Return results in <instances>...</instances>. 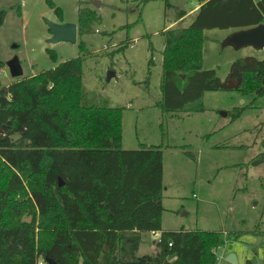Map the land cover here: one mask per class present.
Returning a JSON list of instances; mask_svg holds the SVG:
<instances>
[{
    "label": "trees",
    "instance_id": "obj_1",
    "mask_svg": "<svg viewBox=\"0 0 264 264\" xmlns=\"http://www.w3.org/2000/svg\"><path fill=\"white\" fill-rule=\"evenodd\" d=\"M164 1L180 26L163 31V112L183 111L207 91L264 95V56L233 60L223 78L202 67L204 31L264 23V0H197L188 26L186 12ZM82 60L0 86V264H215L218 232L162 229V151L121 147L122 108L87 97ZM33 205L38 219L21 220ZM132 231L161 232L154 255L121 259L122 243L137 242Z\"/></svg>",
    "mask_w": 264,
    "mask_h": 264
},
{
    "label": "rangeland",
    "instance_id": "obj_2",
    "mask_svg": "<svg viewBox=\"0 0 264 264\" xmlns=\"http://www.w3.org/2000/svg\"><path fill=\"white\" fill-rule=\"evenodd\" d=\"M140 1L0 0V86L82 57L81 85L87 97L122 108L121 147L151 145L162 151V229L218 232L215 264H231L229 253L236 255V264H264V95L207 91L183 111L163 112L157 106L163 31L179 22L164 0ZM196 1L168 0L185 11ZM47 20L75 23L76 43H49ZM191 20L187 16L183 25ZM232 31H204L202 67L221 78L233 60L264 55V49L223 46ZM14 57L22 68L16 78L7 66ZM108 71L114 73L110 80ZM183 84L178 81L180 88ZM260 154L263 161L251 164ZM34 209L23 210L20 219L36 221ZM160 236L142 233L138 256L154 253Z\"/></svg>",
    "mask_w": 264,
    "mask_h": 264
},
{
    "label": "water",
    "instance_id": "obj_3",
    "mask_svg": "<svg viewBox=\"0 0 264 264\" xmlns=\"http://www.w3.org/2000/svg\"><path fill=\"white\" fill-rule=\"evenodd\" d=\"M94 5L99 6V2L96 1ZM47 26L50 30V37L48 42L51 44H56L58 42H69L72 44L76 43L77 36V26L75 23H55L53 21L47 20ZM223 46L229 45L234 48L240 47H252L256 50L264 49V23L258 24L253 27L239 29L228 34L223 40ZM7 66L9 68V73L12 77H20L22 75V68L17 57L12 58L7 62ZM114 75L112 71H108L107 80ZM181 78H185V75H181ZM62 181L59 179V186H62ZM30 219L27 218L26 222H29ZM45 264H57L52 259L46 257L44 258ZM226 261L231 264L237 263V258L234 253H229L226 256Z\"/></svg>",
    "mask_w": 264,
    "mask_h": 264
},
{
    "label": "crops",
    "instance_id": "obj_4",
    "mask_svg": "<svg viewBox=\"0 0 264 264\" xmlns=\"http://www.w3.org/2000/svg\"><path fill=\"white\" fill-rule=\"evenodd\" d=\"M254 1H257V0H254ZM199 6H200V4H199V2L198 1H196L195 2V4L189 9V10H187V11H185L184 9H182V10H184L185 12H186V15L183 17V20L182 19H180L182 22L185 20V18L188 16H191V17H193V15H194V13L197 11V9L199 8ZM175 24V23H174ZM232 30H234V29H232ZM235 31V30H234ZM233 32V31H232ZM251 56V55H250ZM264 56V55H263ZM262 56V57H263ZM261 57V58H262ZM8 86V85H7ZM133 233H128V234H131L132 236H134L135 237V239L137 240V242L135 241L134 243H132V244H127V243H124L125 244V246L123 247V243H122V245H121V259H123V260H129V259H131L132 258V256H137L138 255V248H139V245H141L142 243H143V240L141 239V237H140V235L142 234V233H148V231H132ZM133 249V250H132ZM126 250H129V252H128V254H125V252H123V251H126ZM134 251V252H133ZM155 251H156V248H155ZM155 254V252L154 253H152V254H150V255H154Z\"/></svg>",
    "mask_w": 264,
    "mask_h": 264
},
{
    "label": "built area",
    "instance_id": "obj_5",
    "mask_svg": "<svg viewBox=\"0 0 264 264\" xmlns=\"http://www.w3.org/2000/svg\"><path fill=\"white\" fill-rule=\"evenodd\" d=\"M151 233H152L154 236H156V232H151ZM159 242H160V238L158 239L157 244H159ZM168 245L171 246L170 243H169ZM37 264H45V263H44L43 260H41V261H39Z\"/></svg>",
    "mask_w": 264,
    "mask_h": 264
}]
</instances>
